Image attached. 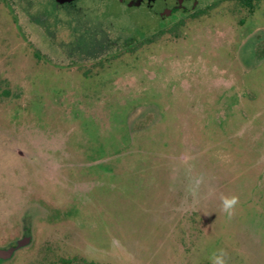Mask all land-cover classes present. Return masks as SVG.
Masks as SVG:
<instances>
[{
    "label": "rangeland",
    "instance_id": "1",
    "mask_svg": "<svg viewBox=\"0 0 264 264\" xmlns=\"http://www.w3.org/2000/svg\"><path fill=\"white\" fill-rule=\"evenodd\" d=\"M76 4L0 0V248L31 239L5 264H264V0L178 38Z\"/></svg>",
    "mask_w": 264,
    "mask_h": 264
},
{
    "label": "flooded vegetation",
    "instance_id": "2",
    "mask_svg": "<svg viewBox=\"0 0 264 264\" xmlns=\"http://www.w3.org/2000/svg\"><path fill=\"white\" fill-rule=\"evenodd\" d=\"M78 1L79 0L74 1L73 3H66L64 5H57V6L68 7L72 9L74 8V10H77L76 3ZM120 2L125 7L128 8L146 9L147 12L154 17L157 25L156 27H158V25L160 24H163L164 26H167L169 28L179 24L186 26L190 19L196 18L198 13L203 10L201 9L202 5L200 0H120ZM130 3L134 5L130 6ZM127 43L128 41L126 40L123 42V46L125 49ZM112 44L114 46H117L118 42H112L111 44L108 43L107 45L110 46ZM30 240H31L30 236H23L22 240H19L15 246H11L10 248L16 247L20 242L24 244L29 243ZM1 250H8V249H1ZM6 261H7L6 259L0 258V264H5ZM68 264H74V262H70Z\"/></svg>",
    "mask_w": 264,
    "mask_h": 264
},
{
    "label": "trees",
    "instance_id": "3",
    "mask_svg": "<svg viewBox=\"0 0 264 264\" xmlns=\"http://www.w3.org/2000/svg\"><path fill=\"white\" fill-rule=\"evenodd\" d=\"M260 0H216L213 4H211L210 6H208L206 9H203L201 12L198 13V15L196 16V19H200L206 15H208L210 12L216 10L217 8H219L220 6L224 5V4H235L236 6L242 8V9H246L249 12H253L258 4H259ZM186 26L179 24V25H175L173 27L168 28L167 30L163 31L162 34H168L171 35L173 37H180L181 33L183 32L184 28ZM161 37V35H156L154 37H150L148 39H146L144 42H141L140 45H136V40H130L128 41L127 45H126V51L127 53L130 54H134L137 51L140 50L141 46H149V45H153L154 43H157L159 41V38ZM109 55V54H108ZM108 55L105 57V59H102L100 62L96 63V65L92 66L91 68H89L86 71V76L89 77L90 73L93 69H96L97 67H104L106 65V63H112L114 61H116L119 56H115V54L113 55V57H108ZM74 264H95L93 262H88V261H82V260H73ZM70 263L68 260L64 261V264H68Z\"/></svg>",
    "mask_w": 264,
    "mask_h": 264
},
{
    "label": "clouds",
    "instance_id": "4",
    "mask_svg": "<svg viewBox=\"0 0 264 264\" xmlns=\"http://www.w3.org/2000/svg\"><path fill=\"white\" fill-rule=\"evenodd\" d=\"M238 202L237 197H225L221 196V208L222 211L230 218L233 214V210ZM210 264H227L226 253L223 249L216 250L210 257Z\"/></svg>",
    "mask_w": 264,
    "mask_h": 264
},
{
    "label": "water",
    "instance_id": "5",
    "mask_svg": "<svg viewBox=\"0 0 264 264\" xmlns=\"http://www.w3.org/2000/svg\"><path fill=\"white\" fill-rule=\"evenodd\" d=\"M74 1L77 0H56V4L57 5H64L66 3H73ZM134 4L130 3V6H133ZM25 244L24 243H18V245L16 247H12L8 250H1L0 249V258L3 259H8L10 257H12V255L14 254L15 251H17L18 249H20L21 247H23Z\"/></svg>",
    "mask_w": 264,
    "mask_h": 264
}]
</instances>
